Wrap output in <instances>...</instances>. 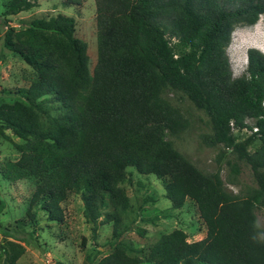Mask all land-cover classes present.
I'll use <instances>...</instances> for the list:
<instances>
[{
    "label": "trees",
    "instance_id": "trees-1",
    "mask_svg": "<svg viewBox=\"0 0 264 264\" xmlns=\"http://www.w3.org/2000/svg\"><path fill=\"white\" fill-rule=\"evenodd\" d=\"M38 1L8 0L2 15L30 11ZM94 5L92 72L71 17L35 18L3 32L5 48L36 74L24 93L0 104V136L8 139L4 130H10L23 141L13 166L34 184L27 216L35 221L39 208L61 222V204L76 193L93 233L111 203L113 213L103 220L113 222L119 237L120 215L128 208L119 186L132 168L162 182L173 210L193 202L206 235L189 243L175 230L140 258L129 257L116 242L98 264H264L255 214L264 209V55L250 50L245 75L234 79L226 53L234 29L253 26L264 14V0H94ZM169 94L186 97L207 116L211 146L250 167L255 187L245 197L228 192L218 172L204 174L167 140L188 126ZM46 96L58 105V116L44 108L40 100ZM231 123L249 136L237 141ZM255 142L258 148L249 152ZM232 168L238 175L237 164ZM23 253L21 245L5 241L0 264H16Z\"/></svg>",
    "mask_w": 264,
    "mask_h": 264
},
{
    "label": "rangeland",
    "instance_id": "rangeland-1",
    "mask_svg": "<svg viewBox=\"0 0 264 264\" xmlns=\"http://www.w3.org/2000/svg\"><path fill=\"white\" fill-rule=\"evenodd\" d=\"M37 4L30 11L4 17L2 14L6 11L8 0H0V104L12 103L36 78L30 67L5 48V26L22 28L32 19L50 18L58 14L71 17L75 21V36L86 44L88 68L91 72L96 63L94 0H81L79 5L69 6L65 0H39ZM250 50L264 55V14L255 25L237 26L232 33L226 53L234 79L245 75ZM167 98L180 110L188 123L182 133L168 135L167 140L204 174L218 172L228 192L245 197L255 187L250 167L235 161L230 152L220 146L210 145L208 118L186 97L169 94ZM40 101L50 115L58 116V105L52 101L51 96ZM246 123L251 125L252 121L246 120ZM233 133L237 141L244 140L250 134L247 130H235ZM4 135L8 139L0 136V245L10 241L24 248V253L16 264H98L103 257L113 252L116 242L124 245L129 257L140 258L141 251H147L163 235L175 230L183 231L189 243L205 237V226L193 202L187 200L181 209L173 210L171 203L165 198L162 182L154 176L140 175L132 168L127 169V178L119 186L128 198L127 211L120 215L118 223L119 237H114L113 222L103 220L105 215L113 213L111 203L107 201L108 204L102 211L103 217L97 220L93 233V226L83 217L81 196L76 193L70 194L61 204V222L49 220L39 208L34 210L35 221L31 220L26 214V208L34 184L13 166L20 157L16 147L22 145L23 141L10 130H4ZM258 146L259 142H255L249 147V152L255 151ZM233 163L240 170L238 175L232 172ZM255 214L260 238L264 240V209L257 210ZM28 239H31V244L27 243ZM4 257L0 256L1 261Z\"/></svg>",
    "mask_w": 264,
    "mask_h": 264
},
{
    "label": "built area",
    "instance_id": "built-area-1",
    "mask_svg": "<svg viewBox=\"0 0 264 264\" xmlns=\"http://www.w3.org/2000/svg\"><path fill=\"white\" fill-rule=\"evenodd\" d=\"M263 109H264V103H263ZM246 124H247V123H246ZM230 126H231V128H232V131L234 132L235 130H234V128H233V124L231 123ZM243 130L246 131L247 129L245 128V129H243ZM256 130H257V129L254 128V129H252V132H256ZM247 131H249V130H247ZM249 133H250V131H249Z\"/></svg>",
    "mask_w": 264,
    "mask_h": 264
}]
</instances>
